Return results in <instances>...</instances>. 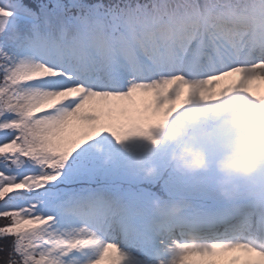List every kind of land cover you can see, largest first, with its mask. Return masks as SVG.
Wrapping results in <instances>:
<instances>
[{"label": "snow or ice", "instance_id": "6c2138e0", "mask_svg": "<svg viewBox=\"0 0 264 264\" xmlns=\"http://www.w3.org/2000/svg\"><path fill=\"white\" fill-rule=\"evenodd\" d=\"M257 114L264 0H0V264H264V167L167 155Z\"/></svg>", "mask_w": 264, "mask_h": 264}, {"label": "clouds", "instance_id": "9594fccd", "mask_svg": "<svg viewBox=\"0 0 264 264\" xmlns=\"http://www.w3.org/2000/svg\"><path fill=\"white\" fill-rule=\"evenodd\" d=\"M172 133L165 136V142ZM171 165L178 171L194 172L214 169L218 195L224 199L235 196V181L247 178L264 167V116L256 115L254 124L244 132H238L225 142L221 152L209 159L203 147L187 140L174 142L168 151ZM153 171L152 167L145 170Z\"/></svg>", "mask_w": 264, "mask_h": 264}]
</instances>
